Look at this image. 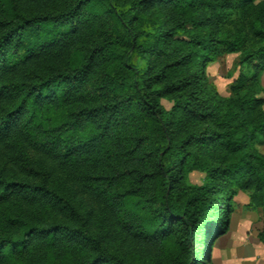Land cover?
<instances>
[{
  "label": "trees",
  "instance_id": "16d2710c",
  "mask_svg": "<svg viewBox=\"0 0 264 264\" xmlns=\"http://www.w3.org/2000/svg\"><path fill=\"white\" fill-rule=\"evenodd\" d=\"M262 72L264 0H0V264H204L237 190L264 222Z\"/></svg>",
  "mask_w": 264,
  "mask_h": 264
},
{
  "label": "rangeland",
  "instance_id": "374dc122",
  "mask_svg": "<svg viewBox=\"0 0 264 264\" xmlns=\"http://www.w3.org/2000/svg\"><path fill=\"white\" fill-rule=\"evenodd\" d=\"M240 52L226 53L218 57L207 67L210 83L225 95L231 94V83L239 73ZM261 91L264 97V72L260 76ZM169 108L170 103H165ZM264 152V144L260 145ZM193 183H201L203 174L193 172ZM250 191L237 190L229 199L226 231L212 240L213 246L207 251L204 264H248V261L260 259L264 264V243L259 234L263 230V207L253 209L248 205Z\"/></svg>",
  "mask_w": 264,
  "mask_h": 264
},
{
  "label": "crops",
  "instance_id": "0c3cea01",
  "mask_svg": "<svg viewBox=\"0 0 264 264\" xmlns=\"http://www.w3.org/2000/svg\"><path fill=\"white\" fill-rule=\"evenodd\" d=\"M252 259L248 261V264H262L260 259H253V256L251 257ZM231 264V262H229Z\"/></svg>",
  "mask_w": 264,
  "mask_h": 264
}]
</instances>
